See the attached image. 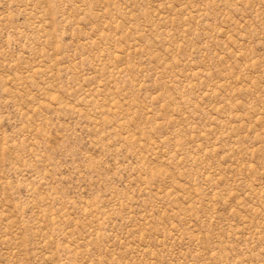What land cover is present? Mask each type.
<instances>
[{"label":"rangeland","instance_id":"1","mask_svg":"<svg viewBox=\"0 0 264 264\" xmlns=\"http://www.w3.org/2000/svg\"><path fill=\"white\" fill-rule=\"evenodd\" d=\"M0 264H264V0H0Z\"/></svg>","mask_w":264,"mask_h":264}]
</instances>
